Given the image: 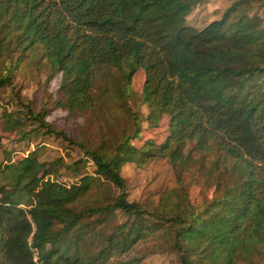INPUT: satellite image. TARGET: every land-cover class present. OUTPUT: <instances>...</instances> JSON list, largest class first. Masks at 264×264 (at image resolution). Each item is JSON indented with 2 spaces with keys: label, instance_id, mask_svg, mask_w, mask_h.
Listing matches in <instances>:
<instances>
[{
  "label": "trees",
  "instance_id": "1",
  "mask_svg": "<svg viewBox=\"0 0 264 264\" xmlns=\"http://www.w3.org/2000/svg\"><path fill=\"white\" fill-rule=\"evenodd\" d=\"M200 1L0 0V88L11 84L20 59L38 50L49 78L60 74L57 108L89 113L107 127L121 114L126 119L114 138L101 126V142L92 147L53 129L20 98L0 115L19 142L41 132L82 151L71 165L40 161L35 150L15 160L3 151L0 264H105L157 233L178 264H264V25L239 1L200 29L187 26ZM139 69L144 82L136 94L131 81ZM134 101L147 107L151 126L168 117L161 144L132 145L141 132ZM26 123L33 129L25 132ZM194 149H213L230 176L199 205L182 179ZM156 157L168 159L178 187L156 203L128 200L121 168ZM88 161L93 174L79 173ZM61 166L73 182L52 177ZM97 179L116 195L77 208ZM116 212L127 220L110 232L86 231L85 218L109 225ZM86 233L101 243L95 255L82 251Z\"/></svg>",
  "mask_w": 264,
  "mask_h": 264
},
{
  "label": "rangeland",
  "instance_id": "2",
  "mask_svg": "<svg viewBox=\"0 0 264 264\" xmlns=\"http://www.w3.org/2000/svg\"><path fill=\"white\" fill-rule=\"evenodd\" d=\"M243 2V9H247L249 16L260 18L264 25V3L257 0H201L186 17L187 26L202 28L212 20L219 19L223 12L235 2ZM60 82V74L49 78V70L41 52L36 50L28 52L18 62V69L12 76L11 84L0 88V115L3 112L14 111L15 98H20L23 104L29 105L34 112L42 111L44 119L56 131L64 132L71 141L84 142L89 146H97L101 142L100 128H105L107 134L114 138L118 135L120 127L126 126L124 115L113 118L112 127H107L101 119L89 113H74L69 116L67 112L55 106L57 89ZM144 82V73L141 69L133 75L131 90L138 94ZM98 81L97 92L102 88ZM132 109H138L141 118V132L136 140L131 143L140 147L145 141L161 144L168 135V117L163 115L155 126L149 125L146 120L148 109L136 101L131 104ZM34 124H24V131L33 129ZM20 133L15 129L7 128L0 120V158L4 150L13 156V160L19 159L35 150L40 161L50 163L61 159L63 163L71 165L73 161L82 157V151L67 140L57 136H43L41 132L30 135L21 142L18 141ZM190 147V146H189ZM187 151V149L185 150ZM190 159L182 174L183 186L187 189L189 200L194 205H199L204 198H211L218 194L215 191L216 183L224 185L229 180L226 176L228 164L221 160L218 153L210 150H191ZM94 166L89 161L80 167L79 173L93 174ZM126 186L127 199L139 203H156L161 193L177 188L174 170L167 158L156 157L141 167L133 163L125 164L120 171ZM66 184L74 181L71 170L64 166L58 169L56 175H52ZM117 190L114 186L97 179L89 192L78 203L77 208L84 206H99L114 197ZM95 216L85 218L86 231L92 233L93 229H100L104 234L110 232L114 225L121 224L127 219L124 215L116 212L114 220L103 224L100 219L94 220ZM87 242H84L83 252L86 255H95L101 248V243L96 237L92 239L86 233ZM162 236L157 234L147 235L131 249L124 253H114L105 264H178L175 253L170 251L163 243Z\"/></svg>",
  "mask_w": 264,
  "mask_h": 264
}]
</instances>
